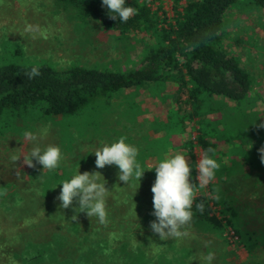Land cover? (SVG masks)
<instances>
[{"label":"trees","instance_id":"trees-1","mask_svg":"<svg viewBox=\"0 0 264 264\" xmlns=\"http://www.w3.org/2000/svg\"><path fill=\"white\" fill-rule=\"evenodd\" d=\"M61 1L73 7L76 18L83 24L90 17L106 31L144 39V45L139 65L130 69L73 64L57 70L50 63L0 60V136L16 131L21 134L42 123L58 136L61 153L71 155L61 159L56 169L44 173L30 169L29 185H19L8 196L9 212H13V204L16 212L33 203H42L47 210V214L40 215L46 236L18 234L19 239L25 238L23 261L208 264L206 257L211 253V264H236L227 261L222 248H213V242L204 239L212 234L223 246L227 245L223 232L229 227L248 253V258L238 264H264V224L253 230L244 226L249 222L248 215L255 221L264 219V163L259 151L264 148V115L260 118L263 109L255 106L260 95L254 92L252 76L225 43V16L240 0H171L173 16L169 20L155 15L146 0H126L136 12L123 23L110 17L101 0ZM250 1L252 8L264 9V0ZM162 20L164 26L159 25ZM33 68L39 75L30 78ZM141 89L160 105H166L165 119L147 123L156 137L144 132L136 141L116 131L117 127L112 130L107 119L110 113L119 111L116 125L125 129L121 118L125 120L127 116L129 122H135L134 116L140 111L132 98ZM117 97L121 98L118 104L114 103ZM80 136L90 138L85 139L90 147L95 139L105 141L106 137H112L106 140L110 144L124 138L135 146L138 162L147 168L139 183L120 181L115 165L96 168L91 150L76 160L72 153L81 147ZM195 147L202 155L208 151L219 164L208 184L212 197H194L191 219L181 228L186 235L161 240L149 227L155 219L151 215L150 190L155 171L146 164L147 160L154 158L157 163L159 159L182 153L189 158L190 181L196 184L192 152ZM78 168L81 173L99 172V182H106L109 191L105 223L76 212L77 198L69 208H60L58 184L70 179ZM80 228L84 236L76 237L82 242L72 246L74 243L67 235H76ZM0 249V263H4L1 259L8 250ZM11 255L13 263H21L15 252Z\"/></svg>","mask_w":264,"mask_h":264},{"label":"rangeland","instance_id":"rangeland-1","mask_svg":"<svg viewBox=\"0 0 264 264\" xmlns=\"http://www.w3.org/2000/svg\"><path fill=\"white\" fill-rule=\"evenodd\" d=\"M146 1L155 15L168 20L172 18L171 0ZM250 2V0H240L237 7L231 8L227 12L225 16V29L227 31L225 43L229 50L239 56L241 65L252 76L254 92L260 95L255 106L259 107L260 110L263 109L260 114V118H263L264 9L258 11L250 6ZM86 20L88 21L83 24L81 20L76 18L73 7L66 6L65 1L62 2L61 0H0V60L11 59L12 62L18 64L50 63L57 70L65 69V67L73 64L96 68L119 67L120 69L136 68L139 65V54L143 50L144 39H136V37L130 35L121 37L118 33L104 30L90 17ZM165 24L163 20L159 23L160 26ZM28 26H32L36 30H29ZM115 100L114 103L118 104L121 98L117 97ZM132 100L136 102L140 111L134 116L136 121L129 122V116L126 115L125 120L121 118V124H125L126 128L119 127V124L114 123L118 120L116 115L119 111H114L110 113L107 125H111L112 130L117 127L116 131L119 130V132L127 137H132L136 141L140 140L141 136L139 134L143 135L144 132L156 137L157 134L147 127V123L164 120L166 105H160L157 99L148 96L144 89H141ZM137 123H139V126ZM141 123L145 124L144 127L140 126ZM27 131L33 132L37 140L30 141L26 139L25 132ZM51 133L41 123L23 131L21 134L16 131L12 134L0 136V186L3 188L0 191V247L8 250L7 254H4L1 259L4 263L0 264H19L13 263L14 259L11 255L13 252L18 256L16 258L18 261L20 260V264H26L22 257L23 245H25L23 240L25 238L19 239L18 234L20 232L25 237H34V234L46 236L47 234L44 224L41 225L40 222V215L42 213L47 214V210L43 208L45 205L38 203L37 205L43 206H37L33 203L30 206H24V211L16 212L13 204L11 207L13 212H9L6 210V202L10 201L11 198L8 196L14 192L16 187L21 184L29 185L30 169L43 171L42 166L36 163L35 160H33L34 166L30 167L23 162V158L35 146H39L41 149L48 145L58 146V136ZM192 135L194 137L195 133ZM85 136L79 137L82 140L81 147L72 153L76 160L83 158L88 150L94 152L97 148L109 143L106 140L110 141L113 134L110 138L106 137L105 141L92 140L93 147H90L88 141L85 140L90 138H85ZM192 152L196 162L194 166L196 177L198 170L195 168L202 152L197 147ZM69 156L71 157L68 153L62 154V161ZM13 157H16V159L14 160ZM185 157L189 163V158ZM146 164L154 167L156 160L154 158L148 159ZM44 171L47 172L48 170ZM8 183L10 185L7 186ZM208 184L201 187L196 181L194 197H212L208 190ZM26 204L28 203L24 205ZM247 218L249 222L244 226L249 230L257 229L262 226L261 224H264V219L259 222V220L255 221L251 215H248ZM77 232L76 235H67L74 243L72 246H77L82 242L76 236H84L83 228H80ZM223 237L228 242L224 246L222 241L212 234H208L204 239L213 242L211 243L213 248L219 250L222 248V251L226 252L227 261L230 263L238 264L248 258L247 250L238 243L236 237L234 238L229 227L225 228ZM29 241H33L32 238H29ZM214 243L219 246L222 245V247L214 246Z\"/></svg>","mask_w":264,"mask_h":264},{"label":"clouds","instance_id":"clouds-1","mask_svg":"<svg viewBox=\"0 0 264 264\" xmlns=\"http://www.w3.org/2000/svg\"><path fill=\"white\" fill-rule=\"evenodd\" d=\"M101 4L108 10L111 18H118L122 23L127 22L136 12V9L126 4V0H101ZM28 28L32 31L36 30L32 26H28ZM36 75H39V72L33 68L29 77ZM25 138L30 141L37 140L36 135L31 131L25 132ZM259 151L261 162L264 163V148ZM93 153L96 157V168H104L106 165L117 166L120 181L129 183L131 180H136L139 183L147 169L142 167L137 160V148L126 143L124 138H119L111 144H105ZM13 159L15 160L16 157ZM61 159L62 153L58 146L48 145L44 149L35 146L23 158V162L31 167L34 166L33 160H35L42 166L43 171H50L59 166ZM218 168V162L206 151L197 162L195 169L198 172L195 180L201 187L206 186L213 179ZM151 169L155 171V180L150 189L153 194L151 215L155 217L149 225L151 231L158 234L161 240L186 235L181 231V228L191 219L196 186L190 181L192 167L185 155L178 152L168 158L159 159ZM97 173L99 172L85 171L81 173L78 168L70 179L60 182L58 185L61 188L57 196L60 208H69L73 204L74 198H77L76 212H83L89 218L96 217L100 223H105L107 217L106 194L109 190L105 187L106 182H99ZM197 207L202 209L203 206L198 204ZM206 260L208 264H211L213 255L209 253Z\"/></svg>","mask_w":264,"mask_h":264}]
</instances>
